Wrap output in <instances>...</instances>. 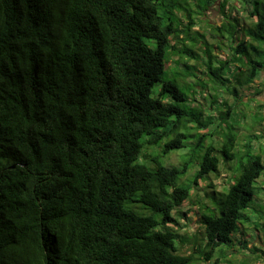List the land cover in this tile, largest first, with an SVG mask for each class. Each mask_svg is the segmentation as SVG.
<instances>
[{
	"label": "trees",
	"instance_id": "obj_1",
	"mask_svg": "<svg viewBox=\"0 0 264 264\" xmlns=\"http://www.w3.org/2000/svg\"><path fill=\"white\" fill-rule=\"evenodd\" d=\"M210 1L0 0V264H220L248 246L238 235L260 239L264 219L250 215L264 201L262 151L240 145L234 130L217 144L191 131L219 119L222 128L264 76V0H236L249 23L222 13L214 45L202 35L206 81L188 63L201 57L180 39L194 44L197 19L211 25ZM221 39L226 62L215 56ZM174 56L182 69L169 75ZM247 122L263 126V112ZM185 147L180 167L162 164ZM195 164V185L221 165L234 182L206 193L204 244L186 256L178 245L188 239L169 224L191 199L182 179ZM253 253L264 258V249Z\"/></svg>",
	"mask_w": 264,
	"mask_h": 264
},
{
	"label": "rangeland",
	"instance_id": "obj_2",
	"mask_svg": "<svg viewBox=\"0 0 264 264\" xmlns=\"http://www.w3.org/2000/svg\"><path fill=\"white\" fill-rule=\"evenodd\" d=\"M207 0H202V4L199 2V5H203L206 3ZM213 1H210L209 10L206 13V17H204V20H208L211 25H205L203 22L197 19V26L193 28L191 31L192 36L195 38L194 44L190 41H185L186 36L185 34L181 36V43L186 42V44L190 47H192L193 50H195L196 54L199 55L201 60H196V59H189L190 65H195L197 66L198 70L196 71V74L200 78V80H206V77L203 74V71L205 70L203 67V61L205 58L204 54V44L202 45L204 38L202 35H205L207 38V42L210 46L214 45L215 43V37L217 33H214L213 31L221 27L223 21L225 20L226 16L225 14L227 13L228 15L231 13V15L235 16L241 21V24L243 23H249L247 20V15H241L238 13V11L243 12V5L241 2H238L236 0H217L216 3H212ZM228 2V3H227ZM227 3V4H226ZM226 4V6H225ZM222 7V12L221 8ZM225 13V14H222ZM227 15V16H228ZM196 18V17H195ZM198 18L203 17L200 15ZM207 23V22H206ZM186 25V24H185ZM215 28V29H214ZM218 32V31H217ZM152 43V42H151ZM217 43H224L221 46V51H216L215 56L218 58V62H226L229 61L230 57L228 56L229 54V49L228 45L229 42L227 39H221L217 40ZM152 46L154 47L155 44L152 43ZM182 44H180L178 47L180 48ZM212 50H214L211 47ZM172 62L169 63V71L168 74H173L176 70H181L182 67H178L174 61L179 60V57L174 56L172 57ZM184 61V59H182ZM216 66H219L215 62ZM189 83H194L197 81L196 78L189 77L187 79ZM207 81V80H206ZM180 84H183L182 81L179 80ZM159 87L156 88L158 90ZM206 89V90H204ZM198 92L204 93L205 95H208L209 91L211 92V89L207 91V87L203 89L197 88ZM259 92V93H258ZM244 100L246 103L243 102L242 105L238 106L233 110L232 117L227 118L226 124L222 125V128H219V122L222 120H218L217 122H214L215 124H210L208 125L207 128L197 130L198 127L195 125L192 129V134L193 135H199L200 133H206L210 134V136L213 137L210 138L208 141V144L211 142L220 143L222 141V131L223 129L225 132L232 131L234 130L235 133L238 134V143L240 145H243V143L250 142L254 149L261 150L263 155H264V138L262 134L264 135V124L263 126H260L259 123H256L255 126H252L249 122L254 116V112L260 111L263 112L264 114V106L261 107L262 104H264V76H262L260 79H257L255 84L252 85V88L249 90H245L244 94ZM199 97V96H197ZM209 97V96H208ZM200 98V97H199ZM203 98V94H201V100ZM225 98L220 97L217 99L216 104L214 105V114L212 117L214 118V121L218 118V114L223 112L225 110V105L223 102ZM206 104L210 105L212 102V97L210 99H205ZM234 98L229 97L227 99L228 105H233ZM194 105H196L194 103ZM224 107V108H223ZM207 112V111H206ZM225 114V113H224ZM211 115V108L210 111L206 113L204 120L202 121V125H205L209 123ZM247 119V121L245 120ZM223 122V121H222ZM221 123V122H220ZM251 133L250 136L247 134ZM262 136V138H261ZM187 143V142H186ZM191 143L190 141L187 143ZM158 151V148H151L148 150L149 153L155 154ZM188 153V147H185L182 150L179 151H174L167 157L162 158V164L164 166L170 167V168H178L181 165V162L185 160V157L183 158L184 155ZM216 155H219V152L216 153ZM140 162H144L143 159L140 160ZM185 162V161H184ZM198 171V165L192 166L188 173L186 174L185 177L182 179V184L186 186H191V199L190 201L184 203L180 208H178L175 213H174V218L176 220V223L169 224V227L173 228L174 230H177L181 236L185 237L188 239V242L182 246L178 245L180 251L179 253L182 255H192L195 251H198L200 249V245L204 244L203 242V232L204 228L200 222L201 220V211L205 209V206H212L210 200L206 197V193H212L214 191L217 192H224L227 191L226 189L234 182L231 181L232 178V171L228 169V167L221 165L220 167V172L219 174H213L210 175V178L207 180H201L198 185L194 184L195 180V174ZM231 181V182H230ZM212 185V186H211ZM258 185L264 187V181L259 180ZM261 199L264 200V196L261 194L260 195ZM257 210H254L253 213L250 215L253 223L259 222V219L261 216L264 219V201L261 202L259 206L256 207ZM255 208V209H256ZM144 212L142 214H148L151 215L152 212L150 209H143ZM262 212V213H261ZM264 221V220H263ZM260 230V229H259ZM258 230V231H259ZM258 233V232H256ZM260 236V239L258 238L257 240H253L252 236L247 237H242L238 235V239H245L247 241L248 246L242 251L241 248H243L242 244H239L235 247V249L232 250H227L228 256L225 259H221L220 264H264V258H261L260 260L258 257H256V254L253 253V250L255 247H259L261 249H264V231H260V234L257 235V237ZM241 238V239H240ZM261 239L263 243L261 242ZM237 243V242H236ZM203 247V246H202ZM225 249V247H222ZM198 257V256H196ZM215 258L212 262H206V261H199L197 264H215Z\"/></svg>",
	"mask_w": 264,
	"mask_h": 264
},
{
	"label": "bare ground",
	"instance_id": "obj_3",
	"mask_svg": "<svg viewBox=\"0 0 264 264\" xmlns=\"http://www.w3.org/2000/svg\"><path fill=\"white\" fill-rule=\"evenodd\" d=\"M241 239V238H240Z\"/></svg>",
	"mask_w": 264,
	"mask_h": 264
}]
</instances>
